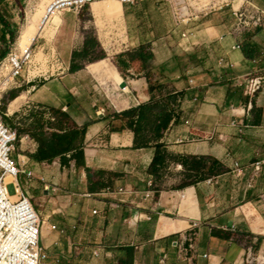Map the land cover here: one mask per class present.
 <instances>
[{"label": "crops", "instance_id": "crops-1", "mask_svg": "<svg viewBox=\"0 0 264 264\" xmlns=\"http://www.w3.org/2000/svg\"><path fill=\"white\" fill-rule=\"evenodd\" d=\"M49 1L0 0V18L7 21L0 22V41L19 26L18 20L37 24ZM250 1L254 7L241 8L244 23L225 6L229 0H143L121 5L122 11L111 16L118 19L116 30L131 32L124 45L116 41L115 46L125 51L149 47L157 79L168 78V90L180 97L178 119L159 141L168 154L164 163L157 164L158 173L150 170L157 155L154 145L134 147V134L127 128L109 131L112 123L121 124L109 115L153 97L146 78L136 73L139 65L122 76L117 61L106 56L75 73L70 72L72 61L68 62V85L48 95L56 108H61L56 105L57 95L63 97L65 111L78 126L91 122L84 154L92 176L76 168L74 160L68 167L58 164L69 172L61 188L66 203L58 210L60 220L48 221L43 231L42 244L49 254L43 264H264V166L258 172L251 168L254 160L264 158V85L250 95L234 86L236 78L251 70L249 60L264 49V0ZM219 7L223 8L211 11ZM105 8L119 9L103 2L92 5L91 11L102 14ZM193 13L206 14L197 25L198 40L181 41L174 20ZM53 28H45L44 38L51 37ZM246 44L255 49L254 56L244 53ZM187 69H192L191 84ZM122 82L125 89L120 88ZM231 106L240 112L236 119L243 124L242 132L229 124ZM187 155L217 160L223 169L184 183V173L191 172L182 164ZM233 161L243 166L242 174L236 173ZM56 164V160L35 161L33 167L51 176L54 169L43 167L57 168ZM211 176L217 183L205 182ZM108 184L126 190L107 192ZM42 192L45 197L52 195L43 187ZM110 200L123 205L116 211L107 209L105 201ZM94 208L100 212L93 214ZM130 216L138 218L135 225L126 222ZM73 222L79 228L69 226L67 235L49 227ZM95 247L103 249L99 258L91 255Z\"/></svg>", "mask_w": 264, "mask_h": 264}, {"label": "built area", "instance_id": "built-area-1", "mask_svg": "<svg viewBox=\"0 0 264 264\" xmlns=\"http://www.w3.org/2000/svg\"><path fill=\"white\" fill-rule=\"evenodd\" d=\"M106 1L111 0H50L45 6L35 31L28 35H23L21 31L16 45L11 47L7 55L0 60V264H43L49 257L42 244L44 220L37 209L28 185L32 186L33 182L40 181L47 194L55 195L61 192L56 176L37 173L33 167L35 161L27 153L20 154L18 159L14 157L18 131L16 127L6 123L5 117H8V114L1 110V101L9 90L21 86V83L27 79L28 70L32 65L45 28L48 25H53L54 18L60 17L65 12H81L85 8L92 7L95 3ZM115 1L120 5H133L143 0ZM243 5L254 7L250 0H229L225 6L231 8V13L238 22L244 23L245 17L241 12ZM222 8L219 7L211 11L215 12ZM205 15L196 13L175 18L174 32L179 39L184 42L196 41L199 37L197 25ZM234 48L239 49V44H236ZM223 62L224 59L220 58L219 63ZM249 62L252 66L251 70L234 80V86L247 95L257 92L264 85V49H261ZM228 66L232 68L234 65L229 63ZM185 75L191 84L193 82L192 69H187ZM229 111L233 117L229 124L235 127L238 132H242L243 124L236 119L240 113L238 108L231 106ZM233 166L237 174L243 173V166L237 161H233ZM263 166L264 158L256 159L251 163L254 172H258ZM8 176L15 180L16 192L13 195L8 191ZM205 182L217 183V179L215 176H211L206 178ZM149 184L152 185V181H149ZM105 189L107 192H121L125 191L126 187L108 184ZM122 205L116 200L105 201V208L113 211L120 209ZM92 212L98 214L100 211L94 208ZM126 222L129 225H135L138 218L130 216ZM192 225L196 226L197 223L192 222ZM69 226L72 230H78L79 223L73 222L71 225L53 223L49 227L51 230L59 231L61 235H67ZM103 253V249L100 247L91 250V255L96 258L101 257Z\"/></svg>", "mask_w": 264, "mask_h": 264}, {"label": "rangeland", "instance_id": "rangeland-1", "mask_svg": "<svg viewBox=\"0 0 264 264\" xmlns=\"http://www.w3.org/2000/svg\"><path fill=\"white\" fill-rule=\"evenodd\" d=\"M105 3L114 4L116 7L115 9L119 7L118 12L117 10L110 11L105 8L103 11L105 14H94L91 11V7H88L81 12L63 13L60 16L63 21L62 25L55 29V34L51 37L46 36V38L42 35V39L36 49V55L28 70L27 79L21 83V86L12 88L4 95L1 101V110L8 114L10 125L16 127L18 133H20L13 154L16 159H18L20 154H32L38 149V142L33 136L37 131L33 130L31 124L46 123L52 118L51 109L53 107V102L49 99L48 94L51 91H60L63 86L68 85L69 80L65 81V76L68 73V62L72 61V55L75 51L83 50L84 43L89 35H93L97 41L100 39V43L103 44L105 50L99 46L96 52H92L89 55L88 59L79 58L77 63L88 64L91 60H96L102 55L117 61V56L125 52L124 48H118L119 46L115 45L117 42L118 44L120 43V45H124L122 43H125L126 36H129L131 32L125 29L116 30L114 26L118 19L114 18L113 20V17H111L119 14L122 11V7L115 0L106 1ZM0 22L1 24L7 23L3 18H0ZM18 22L19 26L9 31L6 44L0 41V51L2 49H8L9 51L11 47L16 45L21 31L23 35H28L35 31L34 28L30 27L29 30L26 29L28 26L26 18L18 20ZM248 22H250V19ZM63 77L65 79L61 80L60 78ZM55 79L59 80L57 81ZM62 81H64V84ZM12 90H20L19 96L14 100L8 98ZM16 100L18 101L16 102ZM55 100L57 103L56 105H59V107L63 108L65 111V106L62 104V101H64L63 97L57 95ZM53 108L57 109L56 106ZM50 121L53 122V119ZM47 128H49L48 125ZM55 160L57 161V168L53 166L49 168L46 166L43 167V169H54L59 186L62 188L63 177L68 176L69 172L67 170L63 172L62 168L58 166V164L61 163L59 158ZM37 173H39V170H37ZM72 174L77 175V172L73 171ZM7 186L9 193L13 195L16 192L15 180L10 178ZM28 186L35 204L38 205L37 209H39L38 211L44 220L43 231L46 232L45 228L49 223L48 221L60 220L62 213L58 210L66 202L62 199L61 192L45 197L42 192L43 186L40 181H35L32 186ZM53 210H56V213H51ZM48 213L52 215L45 220Z\"/></svg>", "mask_w": 264, "mask_h": 264}, {"label": "trees", "instance_id": "trees-1", "mask_svg": "<svg viewBox=\"0 0 264 264\" xmlns=\"http://www.w3.org/2000/svg\"><path fill=\"white\" fill-rule=\"evenodd\" d=\"M1 39L6 44V34ZM99 46V42L95 37L89 35L84 43L83 50L73 53L70 72L75 73L83 69L85 64L77 63V60L79 58L88 59L89 55L92 52H96ZM242 49L247 56H254L255 49L250 45H243ZM7 53L8 49H2L0 51V60ZM103 58H105L104 55L96 60ZM96 60H91L90 62ZM153 60L154 55L150 48L146 46L127 50L117 56V69L122 76H126V70L131 69L134 65H139L136 73L146 78L153 97L148 103L123 112L113 113L107 118H113L118 123H121L120 125L112 123L109 129L110 132L119 131L124 128L130 129L133 132L134 147L140 148L150 145L156 147L157 155L150 168L151 173L154 174L158 173L157 164L164 163L167 157L168 152L159 141L170 124L178 119L180 97L168 90V83L170 82L168 78H165L164 81L157 79ZM19 93L20 90H12L8 98L14 100L19 96ZM51 110L52 118L50 120L53 119V122L49 120L46 123L31 124L33 130L37 131L33 136L39 146L36 152L27 154L37 162H52L59 158L62 165L67 167L74 160L76 168H84L89 176H92V168L88 165L84 154L86 135L91 122L78 126L71 115L61 108H52ZM5 121L10 125L8 117H5ZM47 125L49 128H47ZM182 164L186 166V170H191L190 173H184V183H193L208 175L216 174L223 169V166L217 160L204 156H183ZM203 169H206V171H203ZM121 264H130V262L123 261Z\"/></svg>", "mask_w": 264, "mask_h": 264}, {"label": "bare ground", "instance_id": "bare-ground-1", "mask_svg": "<svg viewBox=\"0 0 264 264\" xmlns=\"http://www.w3.org/2000/svg\"><path fill=\"white\" fill-rule=\"evenodd\" d=\"M94 5V4H93ZM61 24V18L60 17H56V18H54L53 19V29H51V31L48 33V35L49 36H53L54 34H55V29H57V27L59 26ZM36 26H37V24H32V23H30L27 27H26V29L27 30H29V27L30 28H34V30L36 29ZM10 179V177L8 176L7 177V180H9ZM14 198V197H13Z\"/></svg>", "mask_w": 264, "mask_h": 264}, {"label": "water", "instance_id": "water-1", "mask_svg": "<svg viewBox=\"0 0 264 264\" xmlns=\"http://www.w3.org/2000/svg\"><path fill=\"white\" fill-rule=\"evenodd\" d=\"M127 86V84L125 83V82H122L121 84H120V88H124V87H126Z\"/></svg>", "mask_w": 264, "mask_h": 264}]
</instances>
